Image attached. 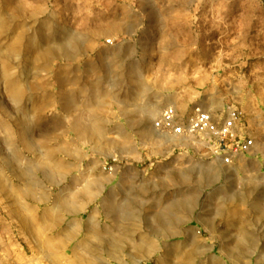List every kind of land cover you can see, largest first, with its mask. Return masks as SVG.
<instances>
[{"label": "rangeland", "instance_id": "rangeland-1", "mask_svg": "<svg viewBox=\"0 0 264 264\" xmlns=\"http://www.w3.org/2000/svg\"><path fill=\"white\" fill-rule=\"evenodd\" d=\"M41 4L0 0V126L21 106L13 96L19 91L33 92V105L41 113L49 104L63 107L65 91L69 104L73 91L78 97L83 90L85 101L91 92L103 97L112 90L119 62L133 60L150 98L146 112L131 121L135 155L145 151L149 155L137 169L148 173L154 169L163 175L150 174L145 186L148 200L154 206L159 194L170 202L177 187L191 191V179H179L177 173L191 176L194 172L199 174L195 188L201 192L200 208L207 210L199 219L203 232H193L191 242H144V229L152 234L158 227L150 222L144 227L139 215L134 220L124 217L117 225L106 218L108 226L102 227L93 188L86 196L88 225L73 218L72 240L63 242L53 235L48 221L34 236L13 237L11 219L0 205V264H264V0H54ZM116 22L125 34L109 32ZM107 40L115 45L108 46ZM171 105L182 114L195 106L214 111L239 107L247 115L257 150L232 167H221L208 159L199 143L152 130L153 120ZM45 146L40 143L42 151ZM169 149L175 150L178 169L165 178L168 162L160 154ZM103 154L104 170L106 166L128 170L117 154L108 158L107 148ZM3 166L0 161V171ZM74 169L70 164L62 168ZM195 196H183L178 215L185 222L195 213ZM77 197L70 195L71 201ZM3 198L0 195V204ZM18 198L8 205L21 210L29 226L37 225L39 204L26 201L23 195ZM76 207L74 203L72 208ZM212 214L217 219L208 217ZM128 223L137 225L135 234Z\"/></svg>", "mask_w": 264, "mask_h": 264}, {"label": "crops", "instance_id": "crops-1", "mask_svg": "<svg viewBox=\"0 0 264 264\" xmlns=\"http://www.w3.org/2000/svg\"><path fill=\"white\" fill-rule=\"evenodd\" d=\"M26 1L17 0L22 3ZM45 1L31 0V3L35 5L42 3L44 6L54 0ZM111 25L109 32L113 36L125 34L119 22ZM107 45L114 46L115 43L111 40ZM120 46L122 49L123 45ZM129 47L131 46L128 44L127 49ZM122 61L119 62L121 67L119 72L114 73L111 79L113 83L111 92L104 93L103 97L95 93V96H91L93 94L91 92L85 101L83 90L78 92V97L73 91L70 93L72 101L69 104L66 102L68 93L65 91L63 107L57 109L55 104L54 106L49 104L41 113L39 108L33 105L35 98L33 92L19 91L13 94L21 106L17 105L14 108L15 116L8 118L7 122L0 126V161L5 165L0 171V195L1 197L4 195L1 203H5V206L0 205L1 210L9 213L6 217L8 220L11 219L9 228L12 229L13 237L34 236L36 232H40L43 222L48 221L51 223L48 224L49 227L53 228V235L60 236L63 242L71 241L73 218L83 219L84 226L88 225L90 208L86 196L90 192L89 189L93 188L97 190L95 211L97 216H101L102 227L108 226V223H105L106 218L113 225H117L124 217L134 220L139 215L144 219V227L150 222L159 229L152 234H146L147 231L144 229V242L189 243L192 241L190 237L193 232H203L199 219L200 214L207 209L200 208L201 192L195 188L197 185L195 180L199 178V174L193 172L189 176L178 172L177 178L191 179L192 187L191 191L185 192L183 187L174 189L179 191L173 194L172 201L163 200L161 194L158 195L154 206L148 200L149 195L145 186L150 174L157 177L163 175L154 169H151V173L137 169L141 166L139 164L146 163L149 155L146 151L139 157L135 155L137 145L135 125L131 124V121L138 113L146 112L148 97L146 98L144 80L136 74L133 60ZM152 130L155 131L153 124ZM40 143L46 145L43 151ZM105 148L108 158L117 154L119 162L125 163L128 170L105 171L103 168ZM125 149L127 151H124ZM174 154L175 150L170 149L160 154L162 160L168 162V170L163 172L165 178L178 169ZM68 164L75 166V169L62 170ZM93 166L95 170L90 169ZM189 193L192 197L196 195L197 206L194 208L192 218L185 222L178 212L182 210L183 196ZM71 194L78 197L71 201ZM20 195H23L26 201L39 204L38 214L35 216L37 225L29 226L25 222L26 216L19 214L21 210L8 205L11 201H17ZM71 203L72 205L75 203L77 207L72 208ZM151 210L154 211L150 213ZM208 217L217 219L214 214ZM20 220L24 222L21 223ZM127 225L135 234L134 229L137 225L135 223Z\"/></svg>", "mask_w": 264, "mask_h": 264}, {"label": "built area", "instance_id": "built-area-1", "mask_svg": "<svg viewBox=\"0 0 264 264\" xmlns=\"http://www.w3.org/2000/svg\"><path fill=\"white\" fill-rule=\"evenodd\" d=\"M153 126L161 135L199 143L208 159L224 167L236 165L257 150L247 127V115L235 105L218 111L195 106L188 114H182L175 105L167 106L154 119ZM105 170L113 168L106 166Z\"/></svg>", "mask_w": 264, "mask_h": 264}]
</instances>
